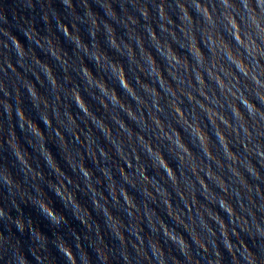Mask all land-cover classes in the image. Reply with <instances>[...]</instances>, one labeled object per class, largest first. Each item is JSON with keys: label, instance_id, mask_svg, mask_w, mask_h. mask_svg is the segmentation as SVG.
<instances>
[{"label": "clouds", "instance_id": "9594fccd", "mask_svg": "<svg viewBox=\"0 0 264 264\" xmlns=\"http://www.w3.org/2000/svg\"><path fill=\"white\" fill-rule=\"evenodd\" d=\"M0 264H264V0H0Z\"/></svg>", "mask_w": 264, "mask_h": 264}]
</instances>
